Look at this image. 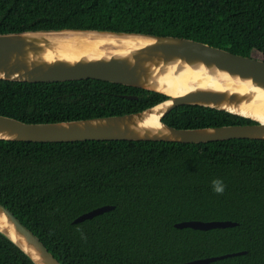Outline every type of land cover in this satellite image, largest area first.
Wrapping results in <instances>:
<instances>
[{"label": "trees", "instance_id": "trees-1", "mask_svg": "<svg viewBox=\"0 0 264 264\" xmlns=\"http://www.w3.org/2000/svg\"><path fill=\"white\" fill-rule=\"evenodd\" d=\"M62 27L183 36L264 59V0H0V32ZM163 98L94 78L0 79V114L25 122L124 114ZM162 120L181 128L252 122L197 104ZM0 203L61 264L175 263L242 250L206 264H264V139H0ZM103 204L114 207L72 222ZM225 219L237 224L174 226ZM0 264L34 263L0 232Z\"/></svg>", "mask_w": 264, "mask_h": 264}, {"label": "water", "instance_id": "water-1", "mask_svg": "<svg viewBox=\"0 0 264 264\" xmlns=\"http://www.w3.org/2000/svg\"><path fill=\"white\" fill-rule=\"evenodd\" d=\"M86 78L143 88L161 93L165 98L134 112L80 119L25 122L0 114V139L187 143L264 139V59L261 57L235 53L183 36L139 31L62 27L0 32V79L52 82ZM181 104L224 110L252 122L187 128L165 123L163 116ZM161 126L168 134H156ZM113 207L111 204L97 206L80 213L72 222ZM236 224L229 219L182 220L174 226L206 230ZM0 232L34 264H61L39 237L2 203ZM243 252L158 264H206Z\"/></svg>", "mask_w": 264, "mask_h": 264}, {"label": "clouds", "instance_id": "clouds-1", "mask_svg": "<svg viewBox=\"0 0 264 264\" xmlns=\"http://www.w3.org/2000/svg\"><path fill=\"white\" fill-rule=\"evenodd\" d=\"M156 134H158V135H166V134H168V130L166 128H164L163 126H161V129ZM212 185H213V191L214 192H216L217 194H222L223 193L225 186H224L222 180L215 179V180L212 181Z\"/></svg>", "mask_w": 264, "mask_h": 264}, {"label": "bare ground", "instance_id": "bare-ground-1", "mask_svg": "<svg viewBox=\"0 0 264 264\" xmlns=\"http://www.w3.org/2000/svg\"><path fill=\"white\" fill-rule=\"evenodd\" d=\"M11 233V232H10ZM12 235V234H11Z\"/></svg>", "mask_w": 264, "mask_h": 264}]
</instances>
